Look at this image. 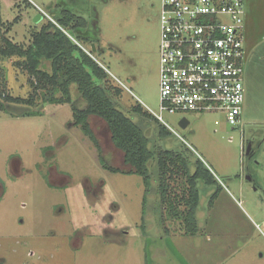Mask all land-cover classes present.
<instances>
[{
  "label": "rangeland",
  "instance_id": "374dc122",
  "mask_svg": "<svg viewBox=\"0 0 264 264\" xmlns=\"http://www.w3.org/2000/svg\"><path fill=\"white\" fill-rule=\"evenodd\" d=\"M161 9V0H0V36L27 46L50 20L84 23L74 31L82 48L121 89L115 106L150 150L185 152L190 169L199 161L213 175L216 184L196 183L195 233L166 214L156 164L146 187L102 119L89 118L95 143L74 125L70 104L43 103L41 92L30 104L6 99H28L31 78L15 59H0V264H264V0H244L239 123L219 110L164 112L168 136L152 115L160 112ZM71 97L83 108L74 85ZM250 139L260 144L252 158L243 151ZM179 182L170 183L177 194Z\"/></svg>",
  "mask_w": 264,
  "mask_h": 264
},
{
  "label": "trees",
  "instance_id": "16d2710c",
  "mask_svg": "<svg viewBox=\"0 0 264 264\" xmlns=\"http://www.w3.org/2000/svg\"><path fill=\"white\" fill-rule=\"evenodd\" d=\"M82 28H85L83 22L66 15L53 22L48 21L39 31L31 32V42L27 46L0 36V59H15L13 66L24 70L31 78L28 99L5 98L14 103L30 104L36 99V93L41 92L40 101L43 103L70 104L74 125L81 127L95 143L89 118L95 116L102 119L108 126L113 146L123 153L124 164L142 177L146 187L150 183L149 167L156 164L157 194L166 214L171 219L183 221L187 233H195L199 201L196 183L202 180L207 185L216 184L213 175L199 161L193 163L190 169V157L185 152L150 150L142 129L115 106L121 89L113 84L107 71L93 58V53L88 54L82 48L81 43L85 39L74 32ZM45 62L49 63L47 69L42 67ZM73 85L84 101L83 108L76 107L72 100ZM130 111L148 117L140 106H134ZM170 134L167 128L159 125V136ZM179 178L180 192L177 194L170 183Z\"/></svg>",
  "mask_w": 264,
  "mask_h": 264
},
{
  "label": "built area",
  "instance_id": "2783aa9c",
  "mask_svg": "<svg viewBox=\"0 0 264 264\" xmlns=\"http://www.w3.org/2000/svg\"><path fill=\"white\" fill-rule=\"evenodd\" d=\"M159 113L223 111L239 123L244 101V0H161ZM89 54V53H88Z\"/></svg>",
  "mask_w": 264,
  "mask_h": 264
},
{
  "label": "flooded vegetation",
  "instance_id": "af4514ba",
  "mask_svg": "<svg viewBox=\"0 0 264 264\" xmlns=\"http://www.w3.org/2000/svg\"><path fill=\"white\" fill-rule=\"evenodd\" d=\"M36 18L38 19H42L43 16L41 14H38L36 16ZM53 22V20H50ZM247 147H249L250 151L249 153L246 155V149ZM260 150V144L256 143L254 140L250 139V140H247L246 143L244 144V148H243V151L245 153V156L248 157V158H252L253 156H255L256 154H258Z\"/></svg>",
  "mask_w": 264,
  "mask_h": 264
},
{
  "label": "water",
  "instance_id": "95a60500",
  "mask_svg": "<svg viewBox=\"0 0 264 264\" xmlns=\"http://www.w3.org/2000/svg\"><path fill=\"white\" fill-rule=\"evenodd\" d=\"M36 20H38V18H35V21ZM91 50H92V52H95V47H94V45L92 44V46H91ZM188 120H186L185 118H182L180 121H179V127L181 128V129H185L187 126H188ZM249 151H250V149H249V147H247V149H246V155L249 153ZM247 179H250L249 177H247Z\"/></svg>",
  "mask_w": 264,
  "mask_h": 264
},
{
  "label": "crops",
  "instance_id": "0c3cea01",
  "mask_svg": "<svg viewBox=\"0 0 264 264\" xmlns=\"http://www.w3.org/2000/svg\"><path fill=\"white\" fill-rule=\"evenodd\" d=\"M188 125H189V123H188Z\"/></svg>",
  "mask_w": 264,
  "mask_h": 264
}]
</instances>
